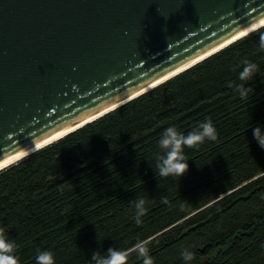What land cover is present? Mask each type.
<instances>
[{
  "label": "trees",
  "instance_id": "16d2710c",
  "mask_svg": "<svg viewBox=\"0 0 264 264\" xmlns=\"http://www.w3.org/2000/svg\"><path fill=\"white\" fill-rule=\"evenodd\" d=\"M264 27L63 139L0 171V229L18 264H94L126 251V264H264ZM259 72L244 98L229 87L243 61ZM211 120L215 141L186 147L188 170L159 175V140ZM146 214L135 222V202ZM195 253L185 262L182 251Z\"/></svg>",
  "mask_w": 264,
  "mask_h": 264
},
{
  "label": "water",
  "instance_id": "95a60500",
  "mask_svg": "<svg viewBox=\"0 0 264 264\" xmlns=\"http://www.w3.org/2000/svg\"><path fill=\"white\" fill-rule=\"evenodd\" d=\"M261 22L264 0H0V164L61 135L0 171L193 68Z\"/></svg>",
  "mask_w": 264,
  "mask_h": 264
},
{
  "label": "clouds",
  "instance_id": "9594fccd",
  "mask_svg": "<svg viewBox=\"0 0 264 264\" xmlns=\"http://www.w3.org/2000/svg\"><path fill=\"white\" fill-rule=\"evenodd\" d=\"M261 47L264 48V36L261 37ZM257 63L249 60L243 61V68L239 73V81L242 83H231L229 87L244 98L252 91L251 87H245L259 72ZM253 138L261 149H264V126L252 128ZM217 130L211 120L201 123L198 128L185 134L176 127H168L159 140V146L163 155L159 158L157 169L160 176L170 175L181 178L188 170V161L185 158V148L198 146L205 141H215ZM146 201L141 198L135 202V222L142 223V217L146 214ZM15 243L8 239L2 229H0V264H18L19 258L15 255ZM139 252L144 256V264H154L147 247L141 246ZM106 255L94 253L92 260L94 264H126V251L109 248ZM185 262H191L195 258V253L185 249L181 253ZM37 264H55L54 254L50 251H39L36 256Z\"/></svg>",
  "mask_w": 264,
  "mask_h": 264
},
{
  "label": "bare ground",
  "instance_id": "6f19581e",
  "mask_svg": "<svg viewBox=\"0 0 264 264\" xmlns=\"http://www.w3.org/2000/svg\"><path fill=\"white\" fill-rule=\"evenodd\" d=\"M262 23H264V22H261V23L255 25L254 27L250 28V29L247 30L246 32L241 33L239 36L235 37L234 39L240 37L241 35H244V34L247 33L248 31L254 29L255 27H257V26H259V25H261ZM228 43H229V42H228ZM226 44H227V43H226ZM224 45H225V44H224ZM62 135H63V134H62ZM60 136H61V135L54 136V137L50 138V140L45 141V142H43V143H40V144H38V145H36V146L30 148L29 150H27V151H25V152H23V153H21V154L15 156V157H12V158H10V159L4 161L2 164H0V167L9 164L10 162H12V161H14V160H16V159L22 157L23 155H26V154H28V153L34 151L35 149H38L39 147L45 145L46 143H48V142H50V141H53V140L57 139V138L60 137Z\"/></svg>",
  "mask_w": 264,
  "mask_h": 264
}]
</instances>
